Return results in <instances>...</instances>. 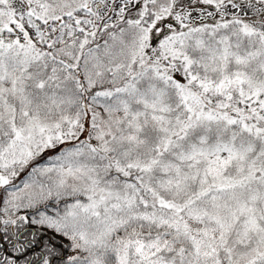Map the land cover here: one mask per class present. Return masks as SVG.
<instances>
[{"label":"snow or ice","instance_id":"6c2138e0","mask_svg":"<svg viewBox=\"0 0 264 264\" xmlns=\"http://www.w3.org/2000/svg\"><path fill=\"white\" fill-rule=\"evenodd\" d=\"M0 264H264V0H0Z\"/></svg>","mask_w":264,"mask_h":264}]
</instances>
